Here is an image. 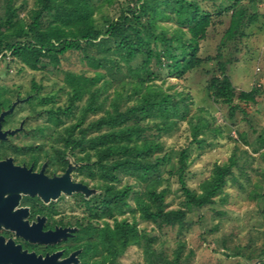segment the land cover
Segmentation results:
<instances>
[{"label": "trees", "instance_id": "16d2710c", "mask_svg": "<svg viewBox=\"0 0 264 264\" xmlns=\"http://www.w3.org/2000/svg\"><path fill=\"white\" fill-rule=\"evenodd\" d=\"M4 16L0 18V53L10 52L12 58L19 60L33 71L54 73L67 53H77L84 64L95 73L92 76L67 72L65 81L72 91L68 105L62 109H50L45 112L48 121L57 133V146L74 152L79 149L83 156L88 178L98 177L100 198L96 208L90 213L115 218L127 207L132 187L126 185L117 188L119 176H134L139 183L145 184V192L134 199L133 214H139L144 223L154 224L159 230L177 228L178 237L187 228L188 215L193 209L208 208L226 201L223 194L231 184L242 185L238 176L250 182L248 169L251 162L247 151L242 156L236 148L228 160L215 163L209 177L200 183L198 190L187 187L188 170L187 149L180 151L174 166L167 172L174 176L182 194L179 208L166 210L163 207L166 191L162 186L163 178L159 172L170 162L169 152H164L160 142L147 134L155 130L154 137L170 133L179 121L187 120L190 111L189 96L168 87L165 91L155 81L161 71L176 79L198 68L206 60L198 56L200 42L207 36L212 25V12L203 8L199 0H127L125 7L119 9L115 20H106L98 27L95 21L106 5L112 6L115 0H35V9L30 11V22L24 23L19 18L20 8L14 7L13 0H6ZM230 11L229 26L224 34L225 41H231L240 33L245 22L252 23L255 15L248 16L244 1L254 3L257 0H225ZM173 19L177 28L172 31L159 27V20ZM114 56L117 59H114ZM219 57V56H218ZM139 61L136 67L131 66ZM155 61L157 70L151 68ZM219 60H217L218 62ZM109 62L112 68L108 69ZM121 65L127 71V81L122 80L114 90L113 98L104 97L109 82H102L101 70H117ZM218 75H213L207 86L212 101L227 108L231 120L240 104H256L258 89L236 93L226 73L225 62L217 63ZM107 101H110L106 109ZM237 101V103L235 102ZM82 107L77 105L82 103ZM128 102H132L127 106ZM125 108L122 109V105ZM103 111L104 115L86 123L89 115ZM201 111V110H200ZM75 118V122L65 126L66 119ZM202 117V116H201ZM213 122V118L210 120ZM210 121L203 118L191 124V143L202 145L199 136L203 131L220 135L219 128H212ZM153 136V134H152ZM245 146L249 143L240 136ZM258 153L264 147V131L257 138ZM60 145V146H59ZM60 154L64 155V151ZM264 159V152L261 154ZM94 159V161H93ZM92 160V162H91ZM254 186L251 197L258 200L264 221V192ZM98 197V196H97ZM111 240L113 258L120 256L131 245L138 244L143 250L146 264H185L182 258L183 244L172 255H168L154 246L155 236L139 230L135 220L127 222L114 220L113 227L106 226ZM256 258H264V243ZM264 264V261L262 262Z\"/></svg>", "mask_w": 264, "mask_h": 264}, {"label": "rangeland", "instance_id": "374dc122", "mask_svg": "<svg viewBox=\"0 0 264 264\" xmlns=\"http://www.w3.org/2000/svg\"><path fill=\"white\" fill-rule=\"evenodd\" d=\"M199 1L202 2L203 8L212 12L213 22L207 31L206 38L200 42L198 56L203 60L212 58V61H205L198 68L187 73L183 79H176L169 76L166 71H161L155 81L165 91H168V87H172L173 89L168 92L176 90L183 96H189L190 103L187 120L179 121L170 133L156 138L155 130L147 132L150 138L160 142L164 152L170 154V162L158 174L163 178L162 186L158 188V191L161 189L166 191L163 203L166 210L181 206L183 199L179 185L176 178L169 176L167 172L174 166L180 151L184 149L188 150L186 173L188 188L197 191L200 183L209 177L213 165L226 162L236 147L239 156H242L243 151L248 152L251 162V169H248L250 182L238 176V182L242 188H238V184L230 183L223 194L226 199L224 203H221L219 198L216 204L208 208L193 209L188 215L187 228L178 237L177 228L159 230L154 224L142 222L139 214L132 213L135 207L134 199L144 194L145 184L139 183L134 176L120 175L116 187L122 188L129 185L132 191L127 207L121 213H116L115 218H111L108 223L113 227L115 219L117 221L125 219L127 222L135 220L139 230L145 229L147 233L155 236V248L168 255H172L180 241L183 244L182 258L186 261L185 264H253L257 260H260L262 264L264 258H256L264 243V221L259 212L262 207L258 200L251 197V192L254 186L262 188L261 192H264V159L261 157L264 147L258 153L253 152V147H257L258 144V136L264 131V96L259 95L256 104L241 103V108L230 120L227 116V108L214 104L207 86L210 78L218 75L217 63L220 61L225 62L226 73L236 93L248 92L252 89H258L260 93L264 91V0H257L254 3L244 1L241 4L248 16L255 15V20L252 23L245 22L240 33L231 41L224 40L231 14L230 11H225L229 3L225 0ZM6 2V0H0V18L4 16ZM13 2L15 8L21 7L19 18L24 23H29L30 11L36 8L35 0H13ZM126 3L127 0H115L112 6L103 7L95 15L97 26H104L105 19L115 20L119 15V9L125 7ZM157 24L167 31L177 28L172 18L165 21L158 19ZM114 59L117 57L114 56ZM138 63V60L134 61L131 66L136 67ZM151 66V69L156 72L155 61ZM120 67V73L115 69L108 70L112 68V63L109 62L108 69L101 70L103 77L97 86H102L105 80L110 84L109 89L101 94V99L113 98L114 90L119 88L122 80H128L126 68L124 65ZM67 72L86 76H92L95 73L90 66L84 64L77 53L64 55L59 68L50 74L33 72L19 60L12 58L10 52L2 51L0 53V94H3L5 99H12L16 94L25 96L32 92V87L36 84L39 89L34 99L37 106H34L36 112L64 109L72 96V91L65 81ZM109 102L107 101L106 109L111 110ZM131 103L128 102L127 106ZM83 104L84 102L77 105L82 107ZM121 107L124 109L125 104ZM103 115V111L89 115L86 123ZM199 118L206 121L213 118L214 121H210V126L219 128L221 132L220 135H215L212 132L203 131L199 136V140L203 141L200 146L191 143L189 123L191 120V124H194ZM65 122V126H68L75 122V118L70 117ZM35 125H46L47 136L50 137V134H53L57 140L58 134L53 133L54 126L49 122L41 119ZM240 136L250 146H245ZM48 141V147L51 148L54 139L48 138ZM75 154L77 159L83 156L79 149L75 150ZM84 174L85 170L77 172L74 177L82 178ZM90 183V186L96 190L90 202L94 209L101 201L99 186L102 180L94 177ZM82 212L87 213L84 210ZM114 264H146L141 246L138 244L128 246L117 257Z\"/></svg>", "mask_w": 264, "mask_h": 264}, {"label": "flooded vegetation", "instance_id": "af4514ba", "mask_svg": "<svg viewBox=\"0 0 264 264\" xmlns=\"http://www.w3.org/2000/svg\"><path fill=\"white\" fill-rule=\"evenodd\" d=\"M37 90L34 84L25 96L5 99L0 94V264H114L106 229H111V217L89 212L95 193L45 200L23 191L32 182L44 185L61 178L69 165L71 184L95 190L92 178L74 177L86 164L75 151L59 148L46 125H35L41 119L49 122L44 111L34 110ZM48 138L54 139L51 148Z\"/></svg>", "mask_w": 264, "mask_h": 264}, {"label": "water", "instance_id": "95a60500", "mask_svg": "<svg viewBox=\"0 0 264 264\" xmlns=\"http://www.w3.org/2000/svg\"><path fill=\"white\" fill-rule=\"evenodd\" d=\"M72 169V166L69 165L65 174L58 179L48 181L44 185H39L36 183H30L23 191L31 196L38 195L45 200L50 198H57L61 194L72 195L73 193H81L85 197H89L94 194L95 190H90L82 184H71L69 181V172ZM16 183L14 186H11V189L16 188ZM261 261H254L253 264H260Z\"/></svg>", "mask_w": 264, "mask_h": 264}]
</instances>
